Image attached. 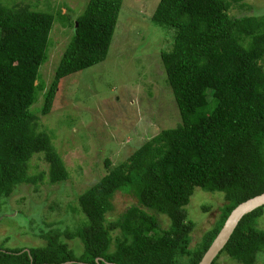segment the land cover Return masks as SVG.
<instances>
[{
	"label": "trees",
	"instance_id": "1",
	"mask_svg": "<svg viewBox=\"0 0 264 264\" xmlns=\"http://www.w3.org/2000/svg\"><path fill=\"white\" fill-rule=\"evenodd\" d=\"M122 1H87L43 92L36 83L55 14L0 0V206L18 185L37 189L68 179L54 132L41 129L40 117L51 112L65 78L109 57ZM229 6L228 0H158L148 23L169 39L158 62L179 122L119 164L110 168L106 159V173L69 207L82 215L71 229L44 233V245L0 248V264H198L231 211L264 193V14L233 17ZM36 155L47 170L31 173ZM196 188L222 194L225 203L191 246L195 222L186 206ZM118 191L133 194L135 203L109 221ZM263 213L261 206L245 214L211 264L221 256L255 264L264 253ZM155 214L166 216L168 226L161 228ZM74 239L83 246L79 255L67 242Z\"/></svg>",
	"mask_w": 264,
	"mask_h": 264
},
{
	"label": "rangeland",
	"instance_id": "2",
	"mask_svg": "<svg viewBox=\"0 0 264 264\" xmlns=\"http://www.w3.org/2000/svg\"><path fill=\"white\" fill-rule=\"evenodd\" d=\"M1 1L31 4L35 9L51 10L55 14L47 59L39 68L36 83L42 82L45 92L73 33L72 21L82 13L88 0ZM228 1V13L233 17L264 14V0ZM157 2L123 0L109 57L60 83L51 112L40 117V127L54 132H51L54 134L52 142L69 177L60 184H38L37 189L30 184L18 185L11 196L3 200L0 248L44 245V233L71 229L82 215L73 214L69 207H76L77 195L106 173V159L110 160V168L119 164L145 140L179 122L169 91L161 84L158 62L160 52L167 49L165 45L170 47L169 39L148 23ZM39 96L36 107L43 103V97ZM69 117L71 125L60 122L61 119L66 122ZM40 170H47V164L36 155L31 160L30 171ZM133 203V194L116 192L113 210L107 214V220H115ZM224 203L222 194L195 189L186 206L188 218L195 222L191 246L213 225ZM203 207L209 209L205 211ZM156 217L161 228L168 226L166 216L158 214ZM258 227L264 228V213L258 218ZM60 238H64L63 235ZM67 242L76 255L82 252L83 246L78 239ZM217 264L237 263L221 256ZM255 264H264V253L258 254Z\"/></svg>",
	"mask_w": 264,
	"mask_h": 264
},
{
	"label": "water",
	"instance_id": "3",
	"mask_svg": "<svg viewBox=\"0 0 264 264\" xmlns=\"http://www.w3.org/2000/svg\"><path fill=\"white\" fill-rule=\"evenodd\" d=\"M261 206H264V193L252 197L236 206L228 215L222 228L217 233L198 264H211L228 241L241 218L245 214Z\"/></svg>",
	"mask_w": 264,
	"mask_h": 264
}]
</instances>
